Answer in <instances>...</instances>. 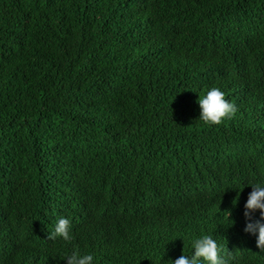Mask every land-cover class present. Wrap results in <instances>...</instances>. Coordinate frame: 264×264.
<instances>
[{
	"label": "trees",
	"instance_id": "obj_1",
	"mask_svg": "<svg viewBox=\"0 0 264 264\" xmlns=\"http://www.w3.org/2000/svg\"><path fill=\"white\" fill-rule=\"evenodd\" d=\"M211 87L237 106L219 124L199 119ZM252 181L264 0H0V264H65L74 246L172 264L190 234L264 264L243 231ZM60 216L71 243L48 238Z\"/></svg>",
	"mask_w": 264,
	"mask_h": 264
},
{
	"label": "clouds",
	"instance_id": "obj_2",
	"mask_svg": "<svg viewBox=\"0 0 264 264\" xmlns=\"http://www.w3.org/2000/svg\"><path fill=\"white\" fill-rule=\"evenodd\" d=\"M226 94L219 87H211L198 99L200 107L199 119L207 124H219L225 117L234 115L237 106L234 102L225 98ZM245 185H251L252 190L248 193L243 207L245 226L243 231L254 234L256 247L264 250V181H252ZM242 191L243 188L237 189ZM259 210L260 218L253 220L252 213ZM48 238L55 240L61 238L71 243L74 239L72 223L68 217L57 218ZM190 254L182 252L180 256L171 259L172 264H232L235 257L230 252H225L211 234L187 237ZM65 264H94L95 258L91 252H81L79 247L63 257Z\"/></svg>",
	"mask_w": 264,
	"mask_h": 264
}]
</instances>
